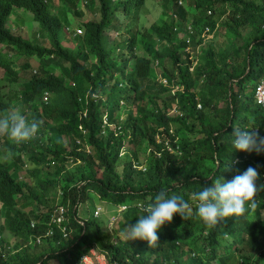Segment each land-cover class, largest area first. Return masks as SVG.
<instances>
[{"label":"trees","instance_id":"obj_1","mask_svg":"<svg viewBox=\"0 0 264 264\" xmlns=\"http://www.w3.org/2000/svg\"><path fill=\"white\" fill-rule=\"evenodd\" d=\"M146 1L86 0L99 19L78 34L66 28L80 0H0V115L38 122L22 143L0 134V264H85L92 248L106 264H264V152H233L231 137L264 136V0H162L158 21L140 27ZM18 10L47 43L12 32ZM216 27L224 42H205ZM249 166L260 176L255 207L207 226L192 193ZM161 190L189 203L186 219L174 214L151 246L130 240ZM93 198L115 208L114 226ZM58 205L65 236L50 222Z\"/></svg>","mask_w":264,"mask_h":264},{"label":"clouds","instance_id":"obj_2","mask_svg":"<svg viewBox=\"0 0 264 264\" xmlns=\"http://www.w3.org/2000/svg\"><path fill=\"white\" fill-rule=\"evenodd\" d=\"M37 128V121H28L20 112L0 115V134L7 135L15 143L27 141L36 133ZM231 137L233 152H264V136L255 131L235 129ZM209 177L210 186L192 193V199L197 204V214L207 226L214 227L228 217H239L247 208L255 207L254 197L260 187V176L255 167L249 166L228 181L221 177ZM188 209L189 203L181 196H167L161 190L143 208V214L137 217L136 222L127 227L128 238L146 241L151 246L157 242V232L161 226L171 222L174 214L186 219Z\"/></svg>","mask_w":264,"mask_h":264},{"label":"rangeland","instance_id":"obj_3","mask_svg":"<svg viewBox=\"0 0 264 264\" xmlns=\"http://www.w3.org/2000/svg\"><path fill=\"white\" fill-rule=\"evenodd\" d=\"M183 1L184 0H180V2H178V3L180 5H183L184 7H186L187 2L184 3ZM161 2H162V0H147L145 6L141 9V11L139 13V18L137 20V26L148 27L151 23L158 21V19L161 17V12H162ZM90 6L91 5L86 3V0H80V2L78 3L77 11H79L81 13V15H78L76 13L71 12L70 8H68V10L70 12H67V15H68L67 17H68V21L71 23L70 26L68 27V29L66 28V31L68 33L69 32L71 33L74 31L77 33L76 29L78 28V24L80 22H83V21H86L89 19L90 20L91 19H94V20L99 19V14L97 12L94 13L91 10ZM186 8L190 9L189 7H186ZM18 14L20 16V20L17 24H15L14 19L17 17ZM9 21H10V26H11L13 33L20 34L24 37H29L31 39L36 37V38H38L39 41H41L43 43H47V40L43 39L41 36H37V34L39 33V29H38L36 22L32 19V15L30 12L18 10L16 12V14L13 13V15H11V17L9 18ZM203 29H206V28L204 27ZM242 31L243 32L247 31V28L246 27L243 28ZM82 33H78V34H82ZM223 33H224V31L220 28H217V27L214 30H208V31L204 30L205 42L209 43V42L216 41L217 43L221 44L225 40V37H223ZM216 49L219 50L218 48H216ZM31 62H32L31 70L21 71L22 76L29 77L32 73H34V70L36 68V61L34 59H32ZM56 72L58 73L59 71H56ZM253 72H254V75L256 76L257 66L255 64L253 67ZM2 73L3 72L0 70V77L2 76ZM157 73H159V70H157ZM263 74H264V72H263ZM256 81H257V76L254 79V82H256ZM169 114L175 115L178 113H169ZM123 157H124V155H121V158H123ZM5 159L6 158H1L2 161H4ZM120 164L121 163L119 162V165ZM28 166H29V164L28 165L26 164L25 166H23V168L19 172L20 176L29 177L26 174V169H28ZM57 195L58 196L56 197V203H58L60 201L59 193ZM93 202L95 204V209L97 207H99L98 217L102 216L104 218V220H107L108 226H114L115 221L117 220L115 208L114 207L111 208L110 205L106 201H98L96 198H93ZM87 208H88L89 212L91 213V211H92V201L91 200L88 201ZM119 209H121V207ZM4 235L6 237V240L10 244H12L14 242L13 237H10L7 233H5ZM83 262L85 264H106L104 256L102 254L98 253L93 248L90 250V255L83 258Z\"/></svg>","mask_w":264,"mask_h":264},{"label":"built area","instance_id":"obj_4","mask_svg":"<svg viewBox=\"0 0 264 264\" xmlns=\"http://www.w3.org/2000/svg\"><path fill=\"white\" fill-rule=\"evenodd\" d=\"M77 33H82V30L80 28L76 29ZM165 82V81H164ZM255 98L257 103L261 104L262 107L264 108V79H261L257 85L255 86ZM200 107V104L198 105ZM177 107L173 106L169 113H177ZM121 209H125V206H121ZM99 212V207L96 209V215ZM65 221V208L63 205H58L57 207L54 208L53 213L50 218V222L59 225L61 228V233L65 236L66 235V227L63 224ZM31 226H34V223L31 222ZM52 229L50 228L47 231V234H51Z\"/></svg>","mask_w":264,"mask_h":264}]
</instances>
